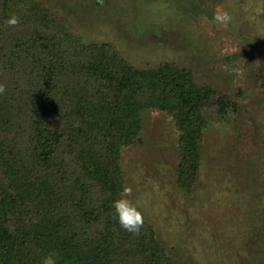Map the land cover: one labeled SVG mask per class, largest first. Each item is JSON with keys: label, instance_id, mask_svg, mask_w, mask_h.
<instances>
[{"label": "trees", "instance_id": "trees-1", "mask_svg": "<svg viewBox=\"0 0 264 264\" xmlns=\"http://www.w3.org/2000/svg\"><path fill=\"white\" fill-rule=\"evenodd\" d=\"M12 15L15 28L5 23ZM0 84V264H43L53 254L56 264H175L147 220L138 235L118 223L122 149L140 140L144 113L171 114L177 184L189 190L205 108L223 118L234 100L189 68L132 66L38 0H0Z\"/></svg>", "mask_w": 264, "mask_h": 264}, {"label": "rangeland", "instance_id": "rangeland-1", "mask_svg": "<svg viewBox=\"0 0 264 264\" xmlns=\"http://www.w3.org/2000/svg\"><path fill=\"white\" fill-rule=\"evenodd\" d=\"M38 2L134 67L189 68L197 82L234 100L223 118L215 106L205 108L200 167L189 190L177 184L172 115L144 113L140 140L121 152L124 186L133 188L130 199L175 264H264V0ZM217 8L233 17L227 31L213 22Z\"/></svg>", "mask_w": 264, "mask_h": 264}, {"label": "clouds", "instance_id": "clouds-1", "mask_svg": "<svg viewBox=\"0 0 264 264\" xmlns=\"http://www.w3.org/2000/svg\"><path fill=\"white\" fill-rule=\"evenodd\" d=\"M232 20L233 17L231 13L224 11L221 8H217L213 13V22L219 29L227 31L232 23ZM5 23L8 27L15 28L19 25L20 19L19 17L12 15ZM5 91V85L0 84V94H3ZM132 194L133 188L131 186H123L119 198L113 202V208L120 227L129 233L138 235L140 229L144 225V216L130 199ZM43 264H56L54 254L46 257Z\"/></svg>", "mask_w": 264, "mask_h": 264}]
</instances>
